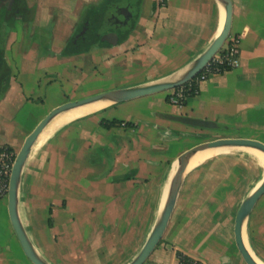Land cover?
Wrapping results in <instances>:
<instances>
[{
    "label": "crops",
    "instance_id": "crops-1",
    "mask_svg": "<svg viewBox=\"0 0 264 264\" xmlns=\"http://www.w3.org/2000/svg\"><path fill=\"white\" fill-rule=\"evenodd\" d=\"M13 1L0 4V14L5 7L8 12L12 11L13 3L19 8L12 24L0 23V33L4 35L3 59L9 68V76L0 88V148L6 146L16 152L46 113L35 115L29 128L19 120L26 106L41 105L39 102L43 99L36 101L33 94L41 87L45 90L52 87L64 73L72 75L80 71L85 76L81 65L89 54L94 57L92 60L97 57L105 66L118 65L124 71L138 61L145 72L144 79L128 83L135 78V73L128 71L124 87L169 80L181 75L209 46L221 23L220 4L216 0L118 1L111 4L108 13L125 6L130 13L137 14L133 29L122 45L98 43L80 53L71 49L69 54H63L77 30L87 27L85 19L102 8L106 0ZM231 1L229 35L241 37L239 66L211 75L181 106L168 101L171 91L168 90L108 103L97 112L61 126L44 144L30 152L19 188V213L22 209L31 219L47 210L52 218L49 208L53 211V204L62 205L65 200L54 201L53 190L69 189L68 184L77 182L113 183L111 175L125 171L132 175L137 166L120 162L121 153L147 142L139 138L145 128L153 129L163 142L175 130H181L172 124H189L174 117L206 120L214 123L213 128L246 129L264 135V0ZM103 29L108 27L105 25ZM43 38L47 39L46 43ZM92 70H98V65L93 63ZM126 106H143L148 113L144 110L138 114L132 109L126 110ZM113 120L117 122L109 128L101 123ZM220 137L231 136H215ZM240 137L262 141L256 136ZM148 150L157 151L154 159L144 160L147 166L164 164L161 151L166 150L165 145L150 142ZM176 156L162 166L160 173L165 179ZM223 160L197 167L185 177L165 235L150 255L149 259L154 256L152 260L145 264H178L177 253L202 264H246L233 235L235 213L243 200L238 194L241 171L234 163L230 168L224 167ZM116 165L121 170L116 172ZM148 180L151 178L131 182H136L134 186L141 189ZM78 189L86 190V187ZM4 207L7 210V201ZM10 228L0 242V257L4 249H11L7 240L15 234L11 225ZM249 249L257 262L263 264ZM18 261L17 264H23ZM0 264L8 263L0 261Z\"/></svg>",
    "mask_w": 264,
    "mask_h": 264
},
{
    "label": "rangeland",
    "instance_id": "rangeland-1",
    "mask_svg": "<svg viewBox=\"0 0 264 264\" xmlns=\"http://www.w3.org/2000/svg\"><path fill=\"white\" fill-rule=\"evenodd\" d=\"M43 41L46 43L47 39L43 38ZM119 44L122 45V42ZM45 47L47 45L43 46V48ZM92 59L94 57L92 58V55L89 54L81 65L84 67L85 76L81 75L80 71H76L72 75L64 73L53 82L52 87L46 90L41 87L37 93L33 94L36 101L39 98H42L43 101L39 102L40 106L32 105L24 108L23 114L19 116L22 124L29 128L36 119L35 115L44 112L47 115L53 108L67 101L125 88L124 86L128 82L125 75L128 71L132 74L135 73L134 80H130L131 82L128 83L144 79L145 72L138 61L131 63V69L124 71L118 65L105 66L97 57H95L96 60ZM93 63L98 65V70H92ZM166 64L169 66L172 63L163 65ZM126 107V110L132 109L138 114L141 111L143 113L144 110L148 113V109L143 106L140 108L139 106ZM174 125L181 127V130L178 128L172 137H166L163 142L160 141L158 135L154 134L153 129L145 128L139 138L147 139V142H141L140 145L136 144L134 147L132 145L133 149L130 152L123 151L121 153L120 162L127 161L129 164L137 166V170L132 175H130V171H125L121 175L112 174L113 183L77 182L68 184L69 189L53 190L54 201L61 202L62 198L65 200L62 205L55 206L53 204V211L49 208L53 213L52 218H49L51 215L46 210L43 214H39L37 217L31 216L29 219L28 213L21 209V221L38 252L51 264H127L142 247L158 215L162 189L171 176L174 165L173 163L170 173L165 179V175L160 172L167 160L177 154L176 160L184 151L201 142L212 140L217 135L256 136L264 142V135L246 129L172 124V126ZM56 132L57 130L51 135L53 136ZM150 142L165 145L166 150H160L165 157L164 164L154 167L147 166L145 163L144 160H152L156 157L154 154L157 150L147 151ZM219 159H224V167L230 168L234 163L241 171L238 194L242 199L264 175V165L260 164L254 155L244 147L233 148L229 153L215 156L198 167ZM119 169L116 165V172ZM196 169L197 167L187 171L186 176H190ZM144 177L151 178V180H148L145 187L141 189L134 186L136 182H131ZM81 186L86 187V190L78 189ZM94 188H98V191ZM6 201L7 196L0 199V242L5 239V232H9L11 229L7 210L4 207ZM244 230L247 244L264 264V194L252 210ZM7 241L11 249L3 250L0 261L17 264L20 260V263L32 264L24 256L15 235ZM153 257L148 258L146 263H149Z\"/></svg>",
    "mask_w": 264,
    "mask_h": 264
},
{
    "label": "water",
    "instance_id": "water-1",
    "mask_svg": "<svg viewBox=\"0 0 264 264\" xmlns=\"http://www.w3.org/2000/svg\"><path fill=\"white\" fill-rule=\"evenodd\" d=\"M224 9V20L220 32L212 40L209 46L187 67V69L178 77L163 80L155 83L125 87L120 89H113L94 95H90L77 100L67 101L53 108L45 117L31 130L25 137L21 147L16 152L14 161L11 167L8 188H7V213L12 230L19 242L24 256L32 264H51L45 259L34 246L31 241L20 217L19 213V188L25 163L30 155V152L42 130L48 123L58 114L77 108L83 105L98 101H109V103H121L127 100L147 96L163 91H168L176 88L197 75L203 67L212 59V57L220 51L224 46L232 24L233 6L231 0H216ZM119 11L129 13L127 7L121 6ZM86 25L82 28L80 34L85 31ZM118 34L116 31H108L100 37L101 41H105L110 45H115L118 42ZM174 119L204 127L215 126L213 122L200 120L190 117H174ZM219 147H244L253 148L264 153V142L244 137H220L209 141L201 142L190 149L180 154L174 164L176 167L172 168L171 176L164 184L159 204V211L156 220L146 237L145 242L138 251V253L127 264H145L152 252L161 241L174 211L177 198L180 192L181 185L186 176V167L192 155L198 151L209 148ZM174 167V165H173ZM264 194V175L258 185H256L241 201L237 208L234 217L233 235L235 246L246 264H261L258 263L252 256L251 252L244 239V227L248 218L254 209L259 198Z\"/></svg>",
    "mask_w": 264,
    "mask_h": 264
},
{
    "label": "built area",
    "instance_id": "built-area-1",
    "mask_svg": "<svg viewBox=\"0 0 264 264\" xmlns=\"http://www.w3.org/2000/svg\"><path fill=\"white\" fill-rule=\"evenodd\" d=\"M240 43L241 37L239 35H229L220 51L192 78L196 87L191 83V79L171 89L168 94V101L174 105L181 106L192 93L197 91L198 85L211 75L238 67L240 64ZM15 154L6 146L0 148V199L7 196L8 179ZM178 264H182L180 259H178ZM186 264L202 263L197 259H189Z\"/></svg>",
    "mask_w": 264,
    "mask_h": 264
},
{
    "label": "trees",
    "instance_id": "trees-1",
    "mask_svg": "<svg viewBox=\"0 0 264 264\" xmlns=\"http://www.w3.org/2000/svg\"><path fill=\"white\" fill-rule=\"evenodd\" d=\"M118 1H124V0H106L105 5L102 8H99L96 10L91 16H88L85 20L88 22L86 31L80 35L78 38L75 37V35L72 37V39L68 42L65 49L62 51L63 54H69L71 49H74L75 53H80L83 51L88 50L90 47H92L95 44H105L108 43L105 41H101L100 37L102 34H104L109 29H103V27L107 23V17H108V10L109 7H111V4ZM16 3V2H15ZM13 9L12 11L8 12V10L3 8L0 14V22H4L5 24H12L14 21V18L17 15V12L19 10L18 4L13 3ZM137 14L134 13L132 19L123 26L118 27L116 30L118 34V42H122L125 40L130 33V31L133 29V26L136 22ZM80 30V29H79ZM77 30V32L79 31ZM3 49H4V37L2 34H0V88L4 85L5 81L7 80L9 76V68L4 62L3 59ZM191 83L196 87V84H194V79H192ZM194 94V93H192ZM117 121H101L102 125L106 128H109L110 126L114 125ZM10 150L14 151L12 148L8 147ZM128 175L126 176V178ZM125 178V177H124ZM177 258L180 259V262L182 261V264H186L187 261H189L190 258L182 255L181 253H177Z\"/></svg>",
    "mask_w": 264,
    "mask_h": 264
},
{
    "label": "bare ground",
    "instance_id": "bare-ground-1",
    "mask_svg": "<svg viewBox=\"0 0 264 264\" xmlns=\"http://www.w3.org/2000/svg\"><path fill=\"white\" fill-rule=\"evenodd\" d=\"M220 14H221V23H220L218 33L220 32V30L222 28L223 20H224V9H223L222 5H220ZM108 103H109V101H98V102L90 103V104L83 105V106H80L77 108H73V109H70L68 111H65V112L58 114L48 123V125L39 134V136H38V138H37V140L33 146L34 149H37L42 144H44V142L50 137V135L55 130L59 129L61 126L65 125V124H67V123H69V122H71L77 118H80V117H83L85 115L97 112L100 109H102L105 105H108ZM233 148L234 147L209 148V149H205V150L196 152L194 155H192L190 157L188 164H187V167H186V172L191 170V169L198 167L199 165L205 163L206 161H208L209 159H211L215 156L225 154V153H229ZM245 149L247 151H249L250 153H252L254 155V157L256 158V160L260 164L264 165V153L263 152L256 150V149H253V148H245ZM175 167H176V163L174 164L173 168H175ZM261 179L259 180V182L256 185H258L260 183ZM243 235H244L245 243L247 244L245 230H244ZM247 246H248V244H247ZM248 248H249V246H248ZM249 251H250V249H249Z\"/></svg>",
    "mask_w": 264,
    "mask_h": 264
},
{
    "label": "flooded vegetation",
    "instance_id": "flooded-vegetation-1",
    "mask_svg": "<svg viewBox=\"0 0 264 264\" xmlns=\"http://www.w3.org/2000/svg\"><path fill=\"white\" fill-rule=\"evenodd\" d=\"M9 2H10V0H0V4H2V5H4V4L8 5ZM133 15H134L133 13H130V12L129 13H127V12L122 13L119 10H117L114 13H108L106 26L108 25L107 27H108L109 31L110 30L114 31L116 28L123 26V25H126L132 19ZM2 24H5V23L2 22ZM81 30H82V28L78 32H76L75 36L82 35V34H80ZM85 31H86V29H85ZM0 34H2V33H0ZM3 37H4V35H3Z\"/></svg>",
    "mask_w": 264,
    "mask_h": 264
}]
</instances>
